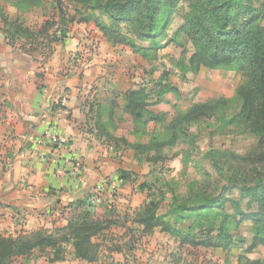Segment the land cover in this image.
I'll use <instances>...</instances> for the list:
<instances>
[{"label": "trees", "instance_id": "obj_1", "mask_svg": "<svg viewBox=\"0 0 264 264\" xmlns=\"http://www.w3.org/2000/svg\"><path fill=\"white\" fill-rule=\"evenodd\" d=\"M45 1L20 0L18 5L32 6ZM56 2L63 20L68 19L71 24L93 21L113 47H129L143 57L149 55L150 50L159 51L170 45L185 48L184 53L189 47L193 49L188 61L180 60L177 71L165 70L158 79L141 83L127 92L125 110L133 116L134 123L141 130L150 122L160 125L150 142L138 148L145 161L160 164L161 170L181 154V163L185 165L196 142L192 127L215 117L230 103L227 99L198 102L184 110L179 106L184 93L172 82L171 75H182L186 79L202 69L246 71V81L236 93L239 109L229 119H223L226 120L223 124L251 135L256 145L229 168L212 149L207 150L200 157L204 185L189 187L183 197L177 187L166 190L155 187L149 195L150 201L130 218L143 226V233L151 234L160 229L179 241L181 247L224 251L238 248L241 250L239 264H264V257L251 259L248 256L264 246V4L259 5L260 0ZM71 11L74 14H70ZM78 16L81 19H77ZM176 19L178 22L174 26ZM4 20L5 26L15 30L12 37L25 32L21 25H12L7 18ZM68 30L61 31L62 37L50 38L44 49L53 41L64 40ZM7 33L8 44L28 52L26 45H17L9 38L11 33ZM169 93L176 96L178 103L173 105L174 117L166 123L165 114H154L149 107L164 102V96ZM210 183L214 187H208ZM147 186L140 185V188L146 190ZM78 207L81 209L70 217L66 227L40 229L18 237L0 235V264H11L19 257H30L36 252L56 262L64 258L69 248L76 258L95 262L100 245L94 239L110 226L117 225L118 222L109 217L115 211L110 209L107 218L97 216V207L91 203V197L80 202ZM130 218L127 215L125 220Z\"/></svg>", "mask_w": 264, "mask_h": 264}, {"label": "crops", "instance_id": "obj_2", "mask_svg": "<svg viewBox=\"0 0 264 264\" xmlns=\"http://www.w3.org/2000/svg\"><path fill=\"white\" fill-rule=\"evenodd\" d=\"M88 24H72L64 40L53 41L44 49L48 53L37 57L0 38V235L66 227L81 209L78 204L102 184L97 216L107 218L114 209L109 217L118 223L95 237L100 245L95 262L76 258L69 248L60 261L36 252L11 264H238L234 249L181 247L160 229L146 234L133 223L130 216L155 191L141 190V180L161 170L145 161L138 147L148 144L160 125L150 122L141 130L125 105L128 91L154 79L105 71L109 50L118 47ZM86 28L98 34L99 53L80 55L75 63L88 42L82 41ZM170 102L178 103L173 93L149 111L168 112ZM181 159L182 154L167 164L182 165ZM110 181L119 183L114 193Z\"/></svg>", "mask_w": 264, "mask_h": 264}, {"label": "rangeland", "instance_id": "obj_3", "mask_svg": "<svg viewBox=\"0 0 264 264\" xmlns=\"http://www.w3.org/2000/svg\"><path fill=\"white\" fill-rule=\"evenodd\" d=\"M18 4H20V0H0V38H6L8 35L7 32H10V40L15 41L17 45H26L28 51L26 53H29L31 56L37 57L47 54L48 51L45 52L43 46L46 45L48 40L50 38L54 39V37H62L61 31H65V29H69L72 26L71 22H68V19L63 20L61 17L56 0H46L42 4L35 3L32 6L27 3L21 6ZM263 4L264 0H260L259 5ZM69 13L74 14L73 11ZM78 17L77 19H81V16ZM5 18L12 25L14 23L21 25L25 32L12 37L15 30L11 28L12 26H5ZM177 19L175 20L174 26L178 22ZM49 25H51L49 27L50 29L45 31V28ZM93 25L95 24L91 21L87 26L94 27ZM88 29L86 28L82 39V41L87 40L88 42H85L84 49L81 52L75 54V63L79 61L80 55L89 56L91 54L98 55L99 53V47L96 46L99 44L98 34H94V28L91 31ZM75 34H78V31ZM169 34L171 35L172 32L170 31ZM184 51L185 48L170 45L159 51L150 50L149 55L143 57L141 54L133 52L129 47L124 48L118 46L116 49L109 50L110 60L107 58L106 62L108 60L110 62L103 64V66L104 68L106 67L105 71H108L109 74L120 73L124 70L134 77L142 78L149 75L152 79H158L163 75L165 70L177 71V66L181 59L188 61L193 53V49L189 47L186 53ZM171 77L172 82L180 87L184 93L183 98L179 101V106L184 110L193 103L198 102L205 103L220 99L230 101L228 106L221 108L215 117L205 119L203 122L192 127L191 131L196 136V142L191 149L190 160L185 165L179 164L178 161L177 163L173 161L167 164L162 170H157L158 174L154 177L144 179V181L149 182L141 180L142 183L140 185L148 184L147 187H160L163 190L169 187H177V191L183 197L189 192V187H200L204 185L205 177L203 175L200 157L207 150L212 149L224 166L229 168L234 167L237 158L245 156L256 145L257 141L247 133L237 132L232 127H225L226 120H223L229 119L239 109L240 102L236 93L238 88L246 81V71L241 69H202L198 74L190 75L186 79L182 75L174 73ZM173 103L170 102L167 106L170 110L163 113L166 115V123L175 115ZM167 152L171 153L172 151ZM214 177L216 178L217 176L214 174ZM198 182L199 184H197ZM208 187H214L213 183H210ZM248 227L247 225L245 231ZM245 235L249 236L247 233ZM233 252L235 255L233 254L232 258H235V261L238 262V256L241 250L234 248ZM248 256L251 259L263 258L264 246H260L256 252Z\"/></svg>", "mask_w": 264, "mask_h": 264}, {"label": "built area", "instance_id": "obj_4", "mask_svg": "<svg viewBox=\"0 0 264 264\" xmlns=\"http://www.w3.org/2000/svg\"><path fill=\"white\" fill-rule=\"evenodd\" d=\"M54 141L56 142V137H54ZM77 168H79V165H77ZM67 172V169H59L58 170V173L60 174H65ZM118 181H114L110 184V188H111V191L114 193L116 191V189L118 188ZM105 187L106 185L102 184V185H98L96 187V193L94 195H92L91 197V203L97 207L102 199V194L104 193L105 191Z\"/></svg>", "mask_w": 264, "mask_h": 264}]
</instances>
